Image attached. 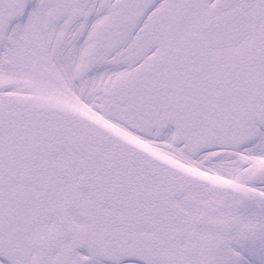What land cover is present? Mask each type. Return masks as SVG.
Wrapping results in <instances>:
<instances>
[{
	"label": "snow or ice",
	"instance_id": "obj_1",
	"mask_svg": "<svg viewBox=\"0 0 264 264\" xmlns=\"http://www.w3.org/2000/svg\"><path fill=\"white\" fill-rule=\"evenodd\" d=\"M0 264H264V0H0Z\"/></svg>",
	"mask_w": 264,
	"mask_h": 264
}]
</instances>
